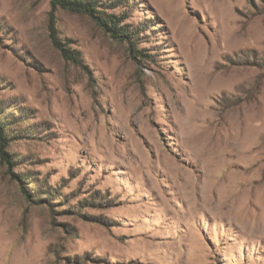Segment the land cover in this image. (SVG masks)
Instances as JSON below:
<instances>
[{
	"label": "rangeland",
	"instance_id": "rangeland-1",
	"mask_svg": "<svg viewBox=\"0 0 264 264\" xmlns=\"http://www.w3.org/2000/svg\"><path fill=\"white\" fill-rule=\"evenodd\" d=\"M98 10L0 0V264H264V0Z\"/></svg>",
	"mask_w": 264,
	"mask_h": 264
},
{
	"label": "trees",
	"instance_id": "trees-1",
	"mask_svg": "<svg viewBox=\"0 0 264 264\" xmlns=\"http://www.w3.org/2000/svg\"><path fill=\"white\" fill-rule=\"evenodd\" d=\"M54 10L57 8L67 10L74 13L87 14L93 18L99 26H101L112 38L127 40L131 42L133 38L137 35L130 31L128 25H122V19L117 15H109L107 13H101L98 9L101 4V0H50ZM118 6V5H116ZM55 45L64 53L66 57L70 56L78 61L76 57L77 52L70 51L65 48L57 37L53 34L52 36ZM0 139L5 141L2 128L0 127ZM2 159L12 167L13 161L9 155L2 149L1 150Z\"/></svg>",
	"mask_w": 264,
	"mask_h": 264
},
{
	"label": "bare ground",
	"instance_id": "bare-ground-1",
	"mask_svg": "<svg viewBox=\"0 0 264 264\" xmlns=\"http://www.w3.org/2000/svg\"><path fill=\"white\" fill-rule=\"evenodd\" d=\"M199 144H200V146H199ZM198 146H199V149H200V152H201V156L202 157H204V158H206V163H211V164H213V162H212V157H211V149H209L208 147H205V144H201L200 142L198 143ZM208 146V145H207ZM203 150H204V152H203ZM208 174V173H207ZM206 174V175H207ZM209 175V174H208ZM209 177H210V175H209ZM193 185H190V186H196V182L195 183H192ZM238 184V183H237ZM211 186V185H210ZM238 186V185H237ZM215 188V185L213 184V187H212V189H211V191L213 190ZM236 191V190H235ZM249 197V196H248ZM224 200V199H223ZM250 202V201H249ZM213 203V202H212ZM224 203V202H223ZM249 224V223H248ZM256 230L258 229L259 231H261V232H264V216H262V219H261V223H260V225L259 226H257L256 228H255ZM247 230V229H246Z\"/></svg>",
	"mask_w": 264,
	"mask_h": 264
}]
</instances>
